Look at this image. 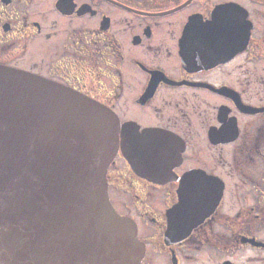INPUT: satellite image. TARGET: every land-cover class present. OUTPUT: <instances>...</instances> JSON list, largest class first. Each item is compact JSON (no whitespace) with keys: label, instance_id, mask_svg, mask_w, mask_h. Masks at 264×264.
Segmentation results:
<instances>
[{"label":"flooded vegetation","instance_id":"af4514ba","mask_svg":"<svg viewBox=\"0 0 264 264\" xmlns=\"http://www.w3.org/2000/svg\"><path fill=\"white\" fill-rule=\"evenodd\" d=\"M0 65L115 114L140 264H264V0H0Z\"/></svg>","mask_w":264,"mask_h":264},{"label":"water","instance_id":"95a60500","mask_svg":"<svg viewBox=\"0 0 264 264\" xmlns=\"http://www.w3.org/2000/svg\"><path fill=\"white\" fill-rule=\"evenodd\" d=\"M118 130L98 101L0 65V264H140L108 193Z\"/></svg>","mask_w":264,"mask_h":264}]
</instances>
